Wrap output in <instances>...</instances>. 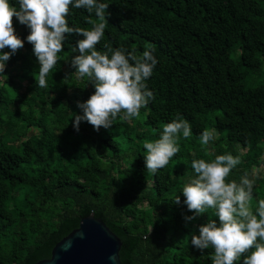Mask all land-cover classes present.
I'll return each mask as SVG.
<instances>
[{"label": "trees", "instance_id": "obj_1", "mask_svg": "<svg viewBox=\"0 0 264 264\" xmlns=\"http://www.w3.org/2000/svg\"><path fill=\"white\" fill-rule=\"evenodd\" d=\"M106 11L97 47L137 54L150 48L158 63L147 80L154 98L140 115L99 130L84 120L74 127L78 101L95 91L71 64L83 34H66L48 87H40L30 28L13 15L24 44L0 74V264L50 258L91 212L121 238L125 264H213V249L191 243L209 214L186 219L194 210L180 189L193 154L207 158L200 141L205 128L219 133L214 154L242 153L230 178L264 165V80L254 78L264 73V0H112ZM95 19L71 9L68 22L90 28ZM174 118L187 119L192 133L153 174L144 142ZM257 174L254 204L264 198V172ZM244 255L234 264H244Z\"/></svg>", "mask_w": 264, "mask_h": 264}, {"label": "clouds", "instance_id": "obj_2", "mask_svg": "<svg viewBox=\"0 0 264 264\" xmlns=\"http://www.w3.org/2000/svg\"><path fill=\"white\" fill-rule=\"evenodd\" d=\"M112 0H0V74H5L6 62L24 44L13 26V15L30 28L27 41L33 45L40 68L38 84L48 87L47 78L61 59L68 33H82L73 46L71 57L77 79L90 81L95 91L84 101H78L82 112L75 114L74 127L79 130L82 120L97 130L108 128L118 117L131 120L140 115L154 98L147 80L158 63L154 51L145 48L137 54L124 46L97 45L105 35L107 9ZM71 9H86L94 13L90 28L69 24ZM6 46L10 49L5 51ZM192 133L187 119L174 118L163 125L154 139L144 142L146 168L153 174L168 165L180 151L181 137ZM219 139L215 128H205L200 134L205 156L191 161L192 172L183 182L180 192L188 209L194 210L191 220L205 212L206 223L199 234H192L191 243L197 248H211L213 264H234L244 255V264H264V198L253 203V190L264 172V165L253 172L245 171L239 179L230 178L233 169L242 162V153H215L211 145ZM180 195L175 196L179 202ZM211 210V211H210ZM89 215V214H88ZM98 217V216H97ZM218 218V219H217ZM81 221V220H80ZM80 225V224H79Z\"/></svg>", "mask_w": 264, "mask_h": 264}, {"label": "water", "instance_id": "obj_3", "mask_svg": "<svg viewBox=\"0 0 264 264\" xmlns=\"http://www.w3.org/2000/svg\"><path fill=\"white\" fill-rule=\"evenodd\" d=\"M121 248V238L91 212L56 243L50 258L36 264H125L120 256Z\"/></svg>", "mask_w": 264, "mask_h": 264}, {"label": "rangeland", "instance_id": "obj_4", "mask_svg": "<svg viewBox=\"0 0 264 264\" xmlns=\"http://www.w3.org/2000/svg\"><path fill=\"white\" fill-rule=\"evenodd\" d=\"M257 81H262L264 80V73L262 74V76H256L254 77Z\"/></svg>", "mask_w": 264, "mask_h": 264}]
</instances>
